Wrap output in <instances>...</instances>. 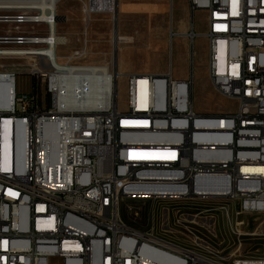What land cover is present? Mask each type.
Masks as SVG:
<instances>
[{"label":"built area","instance_id":"2783aa9c","mask_svg":"<svg viewBox=\"0 0 264 264\" xmlns=\"http://www.w3.org/2000/svg\"><path fill=\"white\" fill-rule=\"evenodd\" d=\"M46 1H54V14L41 21ZM60 1L0 0V60H31L36 80L19 91L17 68L0 64V264H50L52 257L61 264H264V255L210 259L196 234V226L210 229L214 214L206 209L163 210L160 233L129 228L119 214L121 193L151 201L206 195L209 202L222 194L225 206L215 210L237 218L229 229L240 235V216L264 213V0H188L192 15L206 12L208 29L196 34L191 20L186 35L206 37L211 84L237 102L219 115L194 110L192 77L173 78L171 66L164 74H125L126 110L118 107L114 58L110 66L74 60L59 67L58 45L38 46V38L58 32ZM78 1L85 19L118 12L119 0ZM83 43L74 59L87 54ZM119 44L113 40V57ZM69 73L80 108L68 106ZM87 73L100 74L99 103L81 104ZM169 227L193 238L176 245Z\"/></svg>","mask_w":264,"mask_h":264},{"label":"rangeland","instance_id":"374dc122","mask_svg":"<svg viewBox=\"0 0 264 264\" xmlns=\"http://www.w3.org/2000/svg\"><path fill=\"white\" fill-rule=\"evenodd\" d=\"M82 8V3L78 0L59 2L58 14L64 16L65 20H60L58 33L66 36L68 41L58 45V60L61 63H74V60L106 63L114 58L118 71L123 74L119 76L117 94L118 107L121 110L128 108V79L125 74L144 75L157 70L167 72L169 66L175 79L192 77L191 99L196 112L219 115L236 109V100L223 96L211 84L208 74L209 45L206 37L196 35L194 42H185L182 37L173 34L182 22L186 24L184 28L188 24L190 29L191 20L194 22L196 34L206 32L208 25L204 10H197L192 15L188 0H119V10L115 17L109 14H94L90 19H85ZM171 29L172 35H169ZM117 31L133 40L131 43L120 42L117 54L113 57V40ZM152 37L157 41L165 39V50L154 49L149 53L142 51L140 47L147 46ZM85 38L88 40L87 54L74 59V52L83 50ZM32 63L28 59L0 60L3 68H17L18 81L25 82L26 87L29 86L27 74ZM13 64L18 66L13 67ZM218 206H225V200L211 198L209 202V199H197L175 204L148 199H125L121 204L120 214L126 222L139 230L160 233L162 223L167 225V212L163 213V210L167 211L168 208L172 214L187 209L194 214L206 209V212H213L215 219L208 216L210 229L205 232V227L196 226V234L206 241L210 253L227 260L245 256L262 257L264 213L240 216L239 219L244 220V223L241 225L240 235H237L229 229L237 218H225V212L215 210ZM226 208L229 211L226 214L234 213V206ZM172 218H169L171 222ZM183 231L185 232L183 228H173L167 235L183 243L185 239L193 238L187 231L186 235H183ZM50 264H61V261L58 257H52Z\"/></svg>","mask_w":264,"mask_h":264},{"label":"bare ground","instance_id":"6f19581e","mask_svg":"<svg viewBox=\"0 0 264 264\" xmlns=\"http://www.w3.org/2000/svg\"><path fill=\"white\" fill-rule=\"evenodd\" d=\"M54 14V1H46L45 3H42V9H38V16L39 20L41 21H50V16H53ZM180 34H185L183 33H178ZM133 38L122 35L121 33L115 32V43H120V42H125V43H131ZM46 41L49 42H54V50H55V45H61L65 44L68 39L66 36L59 34L58 32L50 34L47 39L46 38H38V46H46ZM56 55H58L56 53ZM56 64L59 67L64 66L60 61H56ZM111 62H106L103 63V66H110ZM74 69H69V72H73ZM69 73V74H70ZM122 75L118 71V76ZM69 82H68V90H69V95L71 99H68V106H73V108H80V100H75L74 99V89H75V82H74V77H71L72 75H69ZM3 80L2 76L0 75V81ZM139 87H140V92L144 93L147 87V81L144 78H141L139 81ZM84 88L88 89V92L90 93H82L81 94V104H93V103H99V91L101 90V85H100V74L99 73H87L84 76ZM76 95V93H75ZM58 103H66V96H58ZM11 125L10 120H5L4 121V129L5 131L3 132V142H4V147L6 144L9 142V137L8 134L6 133V127H9ZM220 199V200H225V196L222 194H212L210 199ZM125 199H143L145 198L142 195L138 194H129L128 193H121V200ZM197 199H209L208 196L206 195H187V197H176L174 195H162L161 198H155L154 202H168V203H184V202H189L192 200H197ZM123 201H120V206H119V214L121 212V204ZM188 205V204H187ZM226 212L229 213L228 209L226 208ZM194 214H200V212H195ZM120 219L124 224L127 225L129 228H135L132 225H130L128 222H126L120 214ZM205 227V226H203ZM185 243L183 242H177L176 245H184ZM210 259H217V255L210 253Z\"/></svg>","mask_w":264,"mask_h":264},{"label":"crops","instance_id":"0c3cea01","mask_svg":"<svg viewBox=\"0 0 264 264\" xmlns=\"http://www.w3.org/2000/svg\"><path fill=\"white\" fill-rule=\"evenodd\" d=\"M118 10H119V1H118ZM122 10H123V8H122ZM185 26H186L185 22H182L178 26L179 28L175 29V31L173 32V34L182 37V39L186 42L187 40H190V39L186 35V33L189 31L188 24H187V27L186 28H184ZM183 32H185V34L178 35V33H183ZM169 35H172V29H171V32H170ZM171 39L172 38L170 37V40ZM165 44H166V40L165 39H161L160 41L159 40L157 41L156 38L154 39V37H152L150 39L149 44L147 46L140 47V49L142 51H145V52H148V53L151 52V51H153L154 49H160V48H162V49L165 50ZM150 73L151 74H164L165 72H163L161 70H157V71L150 72ZM27 75H29V74H27ZM32 87H33V82H32L31 75H29V86L28 87H26L25 82L24 83L23 82H20L19 83L18 77H17V88H18L19 91H29V90L32 89Z\"/></svg>","mask_w":264,"mask_h":264},{"label":"trees","instance_id":"16d2710c","mask_svg":"<svg viewBox=\"0 0 264 264\" xmlns=\"http://www.w3.org/2000/svg\"><path fill=\"white\" fill-rule=\"evenodd\" d=\"M32 82H33V86H35V85H36V80H35V78H32Z\"/></svg>","mask_w":264,"mask_h":264},{"label":"water","instance_id":"95a60500","mask_svg":"<svg viewBox=\"0 0 264 264\" xmlns=\"http://www.w3.org/2000/svg\"><path fill=\"white\" fill-rule=\"evenodd\" d=\"M59 20H65L64 16H59Z\"/></svg>","mask_w":264,"mask_h":264}]
</instances>
